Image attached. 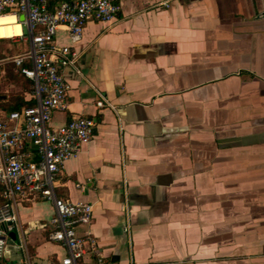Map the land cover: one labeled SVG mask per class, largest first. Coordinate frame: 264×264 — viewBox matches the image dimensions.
Listing matches in <instances>:
<instances>
[{
  "label": "crops",
  "instance_id": "crops-1",
  "mask_svg": "<svg viewBox=\"0 0 264 264\" xmlns=\"http://www.w3.org/2000/svg\"><path fill=\"white\" fill-rule=\"evenodd\" d=\"M118 2L114 19L85 23L79 71L60 67L70 89L50 124L81 114L94 128L56 194L91 203L76 229L107 264H264V0ZM55 39L70 42L63 27ZM28 45L0 38V56ZM31 85L1 66L0 119L34 100ZM15 212L0 264H61L52 202L18 199Z\"/></svg>",
  "mask_w": 264,
  "mask_h": 264
},
{
  "label": "built area",
  "instance_id": "built-area-1",
  "mask_svg": "<svg viewBox=\"0 0 264 264\" xmlns=\"http://www.w3.org/2000/svg\"><path fill=\"white\" fill-rule=\"evenodd\" d=\"M167 5L169 0H157ZM0 0V14L12 13L21 32L8 38L29 40L26 49L0 56V69L12 62L15 69L31 80L34 103L7 111L0 119V258L7 242V232L17 220L15 201L46 199L52 202L54 214L47 237L66 247L61 264H107L90 229L78 232L76 226L91 223L92 205L87 201H71L55 191V176L64 161L75 155L94 128L90 116L75 115L62 124H50L51 113L64 109L70 84L60 67L76 65L74 44L89 19L110 21L120 9L118 0ZM23 15L20 18V15ZM63 27L68 44L56 42L58 28ZM28 60L30 64L25 61ZM96 104L112 107L99 89ZM129 231V224L124 225Z\"/></svg>",
  "mask_w": 264,
  "mask_h": 264
},
{
  "label": "bare ground",
  "instance_id": "bare-ground-1",
  "mask_svg": "<svg viewBox=\"0 0 264 264\" xmlns=\"http://www.w3.org/2000/svg\"><path fill=\"white\" fill-rule=\"evenodd\" d=\"M21 32V25L9 12L0 14V38H8Z\"/></svg>",
  "mask_w": 264,
  "mask_h": 264
},
{
  "label": "trees",
  "instance_id": "trees-1",
  "mask_svg": "<svg viewBox=\"0 0 264 264\" xmlns=\"http://www.w3.org/2000/svg\"><path fill=\"white\" fill-rule=\"evenodd\" d=\"M55 0H51V2L53 3ZM34 103V100L33 98L29 99L28 101H25L24 103H21V104H17L16 107L18 108L19 106H21L23 104L24 105H30V104H33Z\"/></svg>",
  "mask_w": 264,
  "mask_h": 264
},
{
  "label": "water",
  "instance_id": "water-1",
  "mask_svg": "<svg viewBox=\"0 0 264 264\" xmlns=\"http://www.w3.org/2000/svg\"><path fill=\"white\" fill-rule=\"evenodd\" d=\"M19 17L22 18L23 15L21 14ZM8 233H9L11 236H13V234H14V232L12 231V229H11L10 231H8Z\"/></svg>",
  "mask_w": 264,
  "mask_h": 264
},
{
  "label": "rangeland",
  "instance_id": "rangeland-1",
  "mask_svg": "<svg viewBox=\"0 0 264 264\" xmlns=\"http://www.w3.org/2000/svg\"><path fill=\"white\" fill-rule=\"evenodd\" d=\"M13 46V45H12ZM19 48V47H18ZM19 49H21V48H19ZM16 50H18V49H16ZM22 50H24V49H21V50H19V51H22ZM13 94V92H11V95ZM9 244H11V243H9Z\"/></svg>",
  "mask_w": 264,
  "mask_h": 264
}]
</instances>
